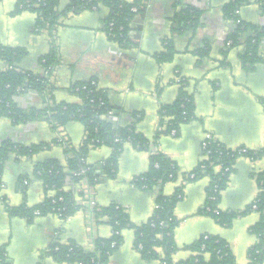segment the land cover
Returning a JSON list of instances; mask_svg holds the SVG:
<instances>
[{
    "label": "crops",
    "instance_id": "crops-1",
    "mask_svg": "<svg viewBox=\"0 0 264 264\" xmlns=\"http://www.w3.org/2000/svg\"><path fill=\"white\" fill-rule=\"evenodd\" d=\"M16 1H0V43L24 47L27 55L18 69L44 75L40 58L49 54L52 37L47 30H35L36 13L26 11L12 15ZM228 1L180 0L182 6L202 11L200 25L194 32L172 34V19L178 10L174 7L175 0H150L131 22L127 47L110 41L104 32L107 9L79 14L69 12L60 17L54 31L59 58L48 81L53 86L50 95L25 92L16 99L17 105L28 111L41 110L53 103H78L79 99L72 92L73 85L93 80L97 88L106 92L108 104L120 110L114 121L120 126L134 125L135 130L152 143L153 152L162 153L174 162L177 167L174 180L152 191L142 190L134 180L147 172L150 152L125 144L117 160V172L113 178H105L94 186V198L98 207L120 206L133 226H141L154 212L157 192L169 197L180 190L182 197L173 211L178 221L174 230L175 263L189 259L192 254L185 247L202 235L224 240L235 264H248V252L257 241L250 229L260 215L250 211V206L260 191L257 179L264 172V157L256 161L247 157L235 160L217 206L220 212L240 214L228 226L199 213L205 205L209 179L187 180V175L202 161L200 146L205 134H211L231 151L264 150L261 103L264 62L252 71L242 68L240 55L250 34L240 37L238 44L229 45L227 37L235 31L236 23L222 15V7ZM249 1L250 4L238 9L239 20L263 28L264 0L261 3ZM68 2L62 0L60 10H64ZM169 43V60L160 63L158 58L167 54ZM200 49L207 51L199 54ZM258 56L264 60V36ZM5 69L6 65L0 61V71ZM181 80L186 81V90L194 102V119L182 124L175 136L164 133L155 140L160 123L158 112L162 106L175 101ZM60 137L77 148L84 137L83 127L78 122H69L55 131L43 119L15 126L8 118L0 117V143L12 140L29 146L50 143ZM111 152L105 146L94 148L86 162L89 165L104 162ZM66 155L65 146L61 144L28 159L6 161L0 192V247H5L6 264H65L43 255L50 244L73 242L91 251L93 237L108 239L111 236V227L104 220L90 228L85 210L77 211L66 220L56 214L41 215L32 223L8 216L5 204L16 207L25 203L32 207L42 202L44 187L40 180L32 177L33 167L47 159H56L65 165ZM24 177L30 181L22 193L18 183ZM121 236V245L106 264H160L158 260L141 258L134 248L133 229H125Z\"/></svg>",
    "mask_w": 264,
    "mask_h": 264
},
{
    "label": "trees",
    "instance_id": "trees-1",
    "mask_svg": "<svg viewBox=\"0 0 264 264\" xmlns=\"http://www.w3.org/2000/svg\"><path fill=\"white\" fill-rule=\"evenodd\" d=\"M1 1V0H0ZM62 0H17L12 15L22 12H34L37 15L34 25L35 30H47L52 37V48L49 54L40 58V65L44 75H36L18 69V64L26 57L24 47L5 46L0 43V61L6 65L0 71V117L8 118L15 126L24 125L32 121L43 119L49 123L52 130H59L69 122H78L84 130L81 144L75 148L66 141V163L62 165L56 159H47L37 163L32 170V177L42 182L44 198L39 204L29 207L25 203L11 207L5 204V209L10 217L25 219L32 223L37 216L46 214L59 215L61 219L72 217L80 207L75 205L77 185L83 177L88 179L91 186H95L105 178H113L117 172V160L125 144H129L139 151L150 152L149 167L146 173L137 177L134 183L142 190L152 191L164 183L174 180L177 167L174 162L159 152H151V142L138 133L134 125L120 126L114 119L120 115V110L112 107L107 102L106 92L97 88L93 80L76 83L72 92L79 99L78 103H53L41 110H24L20 108L16 99L25 92L50 95L52 85L49 77L53 74L58 64V52L54 31L58 26L61 16L79 14L82 11H99L105 8L108 11L104 19L103 30L108 39L121 45L129 46L128 35L130 25L135 15L141 13L150 0H69L67 7L60 10ZM259 3L263 0H257ZM250 4L249 0H229L222 7L224 19L236 23V29L227 37L229 45L239 43V38L249 33L245 42L244 51L240 55L242 68L252 71L257 64L264 60L258 56L261 38L264 36V27L250 25L239 20L236 13L244 5ZM178 8L172 23V34L192 31L200 25L202 11L193 6H182L180 0H175ZM136 8V12L133 11ZM167 54L158 58L160 63L169 60L170 43L166 46ZM206 49H200L199 54H205ZM264 110V99L261 100ZM194 102L186 90V81H180V89L172 104L164 105L159 110V126L155 140L161 134L178 132L179 127L194 119ZM136 120L139 117L135 116ZM164 128V129H163ZM54 145H61L58 139L50 143L23 145L12 140L0 143V192L2 189V172L9 158L20 161L31 158L40 151L51 149ZM108 147L111 156L104 162L89 165L86 162L89 152L94 148ZM204 154L206 152H203ZM238 157H247L252 161L264 157V150L245 152L231 151L221 144H212L209 147L208 159L200 162L197 167L187 175L193 174L191 180L208 178L204 208L201 215L214 219L222 226H228L239 213L220 212L217 208L220 194L226 187L229 173H223L225 168L231 172L232 166ZM216 165H221L222 170L215 172ZM85 172L84 175H79ZM28 178H23L18 183V189L24 193ZM259 194L256 198L259 221L252 226L250 232L256 238V244L248 252V264L264 263V172L259 174ZM182 194L177 190L174 195L166 197L157 192L155 208L151 217L141 226H133L124 210L117 205L98 207L94 209L96 223L102 220L111 227L112 234L108 239L95 238L93 250L85 251L81 246L70 242L68 244L52 243L44 251L46 257L53 261L65 264H106L110 256L122 243L121 233L125 229L135 231L134 248L145 261L158 260L160 264H235L228 244L215 236L202 235L195 242L185 247L192 255L186 261L175 263L173 255L177 251L174 243V230L178 221L173 216L176 204ZM61 198L62 201H58ZM250 211H252L250 206ZM5 247H0V264H6Z\"/></svg>",
    "mask_w": 264,
    "mask_h": 264
},
{
    "label": "built area",
    "instance_id": "built-area-1",
    "mask_svg": "<svg viewBox=\"0 0 264 264\" xmlns=\"http://www.w3.org/2000/svg\"><path fill=\"white\" fill-rule=\"evenodd\" d=\"M133 11L136 12V8H133ZM238 14V11L236 12ZM171 136H175L176 132L175 131H171L169 133ZM59 142H61L62 145H65L66 142L64 141V139H62L61 137L58 138ZM212 144H220L218 141H216L211 134H205L202 142H201V146H200V150H201V157H202V161L207 160L208 159V154H209V147ZM150 151L153 152V150L150 148ZM236 151L239 152H245L244 148H240ZM203 152H206L205 154ZM155 153V152H153ZM201 161V162H202ZM215 172H220L222 170V166L221 165H216L214 168ZM230 169L229 168H225L223 170V173H229ZM85 172H80L79 175H84ZM194 175L190 174L189 175V179H193ZM76 191H78V194L75 195V205L80 207L81 210H85L88 215H89V225L90 228H92L95 224H96V220L94 218V209L96 207V203H95V192H94V187L91 186L88 182V179L83 177L80 181V183L77 185ZM58 201H62L61 198L58 199ZM257 200L255 199L252 204H251V209L252 211H256L257 210V205H256ZM59 218L60 216L57 215ZM94 240L95 237L92 238V244L94 245ZM93 250V249H92ZM91 250V251H92Z\"/></svg>",
    "mask_w": 264,
    "mask_h": 264
},
{
    "label": "rangeland",
    "instance_id": "rangeland-1",
    "mask_svg": "<svg viewBox=\"0 0 264 264\" xmlns=\"http://www.w3.org/2000/svg\"><path fill=\"white\" fill-rule=\"evenodd\" d=\"M49 149H47V150H44V151H48Z\"/></svg>",
    "mask_w": 264,
    "mask_h": 264
}]
</instances>
